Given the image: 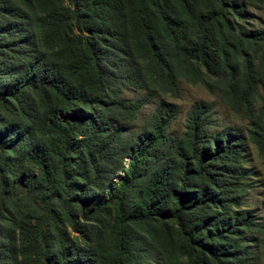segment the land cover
<instances>
[{"label": "trees", "instance_id": "trees-1", "mask_svg": "<svg viewBox=\"0 0 264 264\" xmlns=\"http://www.w3.org/2000/svg\"><path fill=\"white\" fill-rule=\"evenodd\" d=\"M245 3L264 7L0 0V264H264V220L240 207L245 141L264 161V30ZM180 80L245 133L210 131L205 102L170 133ZM140 90L160 100L130 131L140 103L121 94Z\"/></svg>", "mask_w": 264, "mask_h": 264}, {"label": "rangeland", "instance_id": "rangeland-1", "mask_svg": "<svg viewBox=\"0 0 264 264\" xmlns=\"http://www.w3.org/2000/svg\"><path fill=\"white\" fill-rule=\"evenodd\" d=\"M243 2V0H234ZM245 9L248 13L247 23L261 30H264V7H254L245 3ZM181 96L180 98H172L166 96L167 101L176 103L180 107V114L172 123L169 132L172 134H181L186 127L187 115L192 106L197 102H205L212 107L213 125L210 126V131H219L223 127H231L241 133H245L247 127L246 120L240 115L232 113L225 104L222 103L218 92L209 93L200 84L191 85L180 80ZM264 95V91H263ZM123 99H133L138 101L139 110L134 123L130 126V131H136L150 116L153 109L157 105L160 97L152 95L148 97L144 90L140 91H124L121 94ZM244 168L246 183L244 198L241 203V208L249 209L253 216L259 220H264V161L258 156L256 148L245 141L244 144ZM121 175L119 173L118 177ZM118 178H116V181ZM146 260L151 263L157 262V256L152 252H147Z\"/></svg>", "mask_w": 264, "mask_h": 264}]
</instances>
